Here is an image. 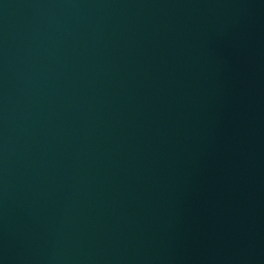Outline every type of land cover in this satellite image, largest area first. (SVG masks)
Masks as SVG:
<instances>
[{"label":"water","instance_id":"1","mask_svg":"<svg viewBox=\"0 0 264 264\" xmlns=\"http://www.w3.org/2000/svg\"><path fill=\"white\" fill-rule=\"evenodd\" d=\"M0 80L239 264H264V0H0Z\"/></svg>","mask_w":264,"mask_h":264}]
</instances>
